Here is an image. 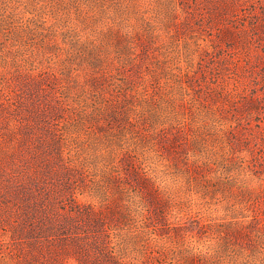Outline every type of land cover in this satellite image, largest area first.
Returning <instances> with one entry per match:
<instances>
[{"label":"trees","instance_id":"1","mask_svg":"<svg viewBox=\"0 0 264 264\" xmlns=\"http://www.w3.org/2000/svg\"><path fill=\"white\" fill-rule=\"evenodd\" d=\"M243 2L0 0V228L27 251L15 264H264V144L247 126L264 102L248 70L264 20ZM194 25L227 47L180 36ZM214 198L242 218L180 248L202 243L203 224L186 228Z\"/></svg>","mask_w":264,"mask_h":264},{"label":"rangeland","instance_id":"2","mask_svg":"<svg viewBox=\"0 0 264 264\" xmlns=\"http://www.w3.org/2000/svg\"><path fill=\"white\" fill-rule=\"evenodd\" d=\"M243 3H245L246 5H253V7H250L251 8L250 11L253 10L254 14L257 15L256 19L264 20V14H263L264 5L262 4L263 3L262 0H244ZM250 18L255 19L253 17H250ZM250 18L248 17L243 18L241 19V22H246L247 24H249ZM192 32L197 34L196 37L194 36L192 37V40L198 39L197 38L198 36L204 37L205 41H202V42L212 44V46L210 47L211 49L220 48L221 46L227 47L226 41L217 37L216 35L209 36V34L205 32V30H201V28H196L195 25L191 27V30L188 29L186 31L183 29L182 30L183 34H181L180 36H188V35L190 36ZM260 35H261L260 36L261 39L259 41H261V43L259 47H256V46L253 47V53H252L253 55L249 59L250 60L249 62L252 63V65L250 66V68H248L249 71L250 69L253 70V75H257V76H261L262 74H264V50H263L264 49V29L260 31ZM210 66H212V64L205 62V65L202 66L201 70H203V72L205 70L209 71L211 70ZM243 69L247 70V68H243ZM243 69L240 68L239 70L243 71ZM198 71L199 70H197V72ZM197 72L196 74L199 75V73ZM211 78H212V74H211ZM250 78L252 79V76ZM263 84H264V78L258 84L253 83L252 84L253 87L251 88H253V90H256L260 95H262L263 101H264V85ZM260 103L262 107L259 110H262L261 115L264 116V102H260ZM259 114H260L259 111L254 110V113L252 115L253 117L251 116L247 117V122H249L247 126L250 127L251 132H255V134L257 135L256 138L264 144V139H261L262 136H264V134L261 132V128H258L256 126L258 122L257 119H259L261 116ZM244 152L250 155V151H244ZM258 169L261 170L262 167H259ZM256 180H258V178H256ZM263 184L264 182H262V185ZM260 185L261 184H259V186ZM81 197L85 200L87 198V197H83L82 195ZM190 198L191 196H189V199ZM196 204L194 205L195 207L193 208V212L191 213L192 215L191 221L189 222L186 229H194L195 231H198V228H200V225L203 224L202 228L207 231V233H204L206 237L202 240L201 244L197 240L199 239L197 237H190V236L184 237V240L182 239L181 242L179 243L180 248H190L192 246L194 247L198 246V248H202V246H199V245H202L203 242H207L208 239L212 241L215 240L217 230H224L228 228L230 225H234L233 224L235 222L233 221L234 219L242 218V217H236V218L231 219L230 217L231 215L229 213H234V212L230 210L231 204H229L227 201H224V203H221L217 198L210 199V200L200 199V200H196ZM238 212H243V214H249V213H246V211L244 210L243 211L238 210L235 213L238 216L241 215V214H237ZM171 221H172V226H175V228H177L178 223H174L173 220ZM4 232L5 231L2 228H0V264H5V263L15 264V260H18L19 255H20V248H21V251L22 250L25 251V250L22 245L20 246L17 242H15L12 238H10V236H8L9 233L4 234ZM28 261L32 263H36V261L34 260H28ZM27 263L28 262H26L25 264Z\"/></svg>","mask_w":264,"mask_h":264}]
</instances>
